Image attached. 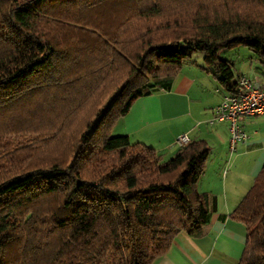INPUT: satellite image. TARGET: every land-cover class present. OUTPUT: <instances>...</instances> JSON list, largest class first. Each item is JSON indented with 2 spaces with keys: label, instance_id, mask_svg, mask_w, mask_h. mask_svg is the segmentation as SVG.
<instances>
[{
  "label": "trees",
  "instance_id": "obj_1",
  "mask_svg": "<svg viewBox=\"0 0 264 264\" xmlns=\"http://www.w3.org/2000/svg\"><path fill=\"white\" fill-rule=\"evenodd\" d=\"M237 45L264 65V0H0V264H154L201 235L209 143L163 160L113 127L197 51L236 93ZM230 217L264 264V167Z\"/></svg>",
  "mask_w": 264,
  "mask_h": 264
},
{
  "label": "crops",
  "instance_id": "obj_2",
  "mask_svg": "<svg viewBox=\"0 0 264 264\" xmlns=\"http://www.w3.org/2000/svg\"><path fill=\"white\" fill-rule=\"evenodd\" d=\"M209 67L205 58L183 61L175 76L159 80L152 95L137 98L113 127L114 135L153 147L163 160L182 147L177 139L183 134L211 146L198 187L216 197L217 209L201 235L181 231L154 264H238L246 246V224L230 215L264 167V115L241 118L248 139L232 151L229 124L216 121L214 112L227 92ZM241 74L264 86V66L243 68L237 77Z\"/></svg>",
  "mask_w": 264,
  "mask_h": 264
},
{
  "label": "built area",
  "instance_id": "obj_3",
  "mask_svg": "<svg viewBox=\"0 0 264 264\" xmlns=\"http://www.w3.org/2000/svg\"><path fill=\"white\" fill-rule=\"evenodd\" d=\"M216 121H226L229 124L230 148L235 151L239 143L248 139L247 132L241 125V118L252 115H264V86L247 74L238 78V89L234 94L225 95L216 106ZM189 142L187 135L178 137L177 143L185 145Z\"/></svg>",
  "mask_w": 264,
  "mask_h": 264
},
{
  "label": "rangeland",
  "instance_id": "obj_4",
  "mask_svg": "<svg viewBox=\"0 0 264 264\" xmlns=\"http://www.w3.org/2000/svg\"><path fill=\"white\" fill-rule=\"evenodd\" d=\"M194 59L203 60L205 55L202 51L195 52ZM219 59L222 60H230L234 63L235 67V78H237V74L243 69L247 67H261L263 68V63L261 62L259 56L251 51L245 45H237L233 48H225L219 52ZM210 68H213L214 65L209 64Z\"/></svg>",
  "mask_w": 264,
  "mask_h": 264
}]
</instances>
